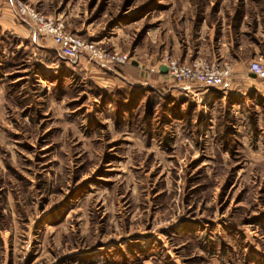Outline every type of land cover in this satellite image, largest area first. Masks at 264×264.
<instances>
[{
  "label": "rangeland",
  "instance_id": "374dc122",
  "mask_svg": "<svg viewBox=\"0 0 264 264\" xmlns=\"http://www.w3.org/2000/svg\"><path fill=\"white\" fill-rule=\"evenodd\" d=\"M17 1L128 62L63 57ZM254 60L264 0H0V264H264Z\"/></svg>",
  "mask_w": 264,
  "mask_h": 264
},
{
  "label": "built area",
  "instance_id": "2783aa9c",
  "mask_svg": "<svg viewBox=\"0 0 264 264\" xmlns=\"http://www.w3.org/2000/svg\"><path fill=\"white\" fill-rule=\"evenodd\" d=\"M16 6L19 15L31 21L33 35L51 38L63 57L74 61L80 56L86 55L90 60L98 62L111 61L117 64L128 62L126 54L107 52L96 43L67 31L61 21L42 14L24 2L17 1ZM165 65L168 69L167 73L178 84L182 85L183 90L188 92L193 85H204L213 88L225 87L231 76V69L227 65L214 66L203 61H196L192 64H178L173 59H169ZM249 70L254 77L264 80V63L262 61H252Z\"/></svg>",
  "mask_w": 264,
  "mask_h": 264
},
{
  "label": "crops",
  "instance_id": "0c3cea01",
  "mask_svg": "<svg viewBox=\"0 0 264 264\" xmlns=\"http://www.w3.org/2000/svg\"><path fill=\"white\" fill-rule=\"evenodd\" d=\"M10 4V3H9ZM18 15V14H17ZM19 16V15H18ZM259 61H262L263 63H264V61L263 60H259ZM251 63V62H250ZM251 80H253L254 82H256V84L258 85V84H262V86H264V80L263 81H261L260 79H258V78H256V77H253V78H251ZM261 95V97H264V93H262V94H260Z\"/></svg>",
  "mask_w": 264,
  "mask_h": 264
},
{
  "label": "water",
  "instance_id": "95a60500",
  "mask_svg": "<svg viewBox=\"0 0 264 264\" xmlns=\"http://www.w3.org/2000/svg\"><path fill=\"white\" fill-rule=\"evenodd\" d=\"M167 71H168L167 66H163V67L161 68V72H163V73H167Z\"/></svg>",
  "mask_w": 264,
  "mask_h": 264
}]
</instances>
